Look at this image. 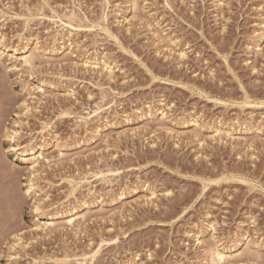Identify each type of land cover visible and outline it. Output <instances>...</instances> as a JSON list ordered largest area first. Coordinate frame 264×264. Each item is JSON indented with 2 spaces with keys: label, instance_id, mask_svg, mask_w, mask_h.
I'll return each mask as SVG.
<instances>
[{
  "label": "rangeland",
  "instance_id": "1",
  "mask_svg": "<svg viewBox=\"0 0 264 264\" xmlns=\"http://www.w3.org/2000/svg\"><path fill=\"white\" fill-rule=\"evenodd\" d=\"M220 1L0 0V264H264V0Z\"/></svg>",
  "mask_w": 264,
  "mask_h": 264
},
{
  "label": "bare ground",
  "instance_id": "2",
  "mask_svg": "<svg viewBox=\"0 0 264 264\" xmlns=\"http://www.w3.org/2000/svg\"><path fill=\"white\" fill-rule=\"evenodd\" d=\"M132 2V1H131ZM135 2V1H134ZM214 5L215 6H220V4L222 3L220 0H214ZM134 11V10H133ZM39 12V11H38ZM67 14V13H66ZM70 18H73V14H71L69 16ZM104 19V18H103ZM60 20V19H59ZM74 20V19H72ZM72 20H69L66 21V22H63L61 25L63 27V29H69L70 31L72 29H76V27H74L72 25ZM65 21V20H64ZM94 27V26H93ZM106 28V27H105ZM62 29V30H63ZM78 29V28H77ZM68 30V31H69ZM108 31V30H107ZM254 34V33H253ZM157 35V34H156ZM261 37L260 35L256 36V45L255 47H259L258 46V42H260L261 40ZM117 39V38H116ZM3 41V37L0 36V42ZM264 41V40H263ZM5 43V42H4ZM1 44V43H0ZM169 45V44H168ZM35 47V46H34ZM254 47V48H255ZM3 48V47H2ZM249 48V46L247 47ZM252 48L250 47V50ZM173 51V50H172ZM37 50L35 49V52L34 50L32 52H29V51H26L25 48L22 49V52H20V55L18 58L15 57V59H17L20 63V65H24L26 66L27 68H33L34 67V61L36 59V54ZM17 52L14 51V54H16ZM60 53H63V50L60 52ZM179 53V52H178ZM184 54L183 53H180V60H183L184 58ZM89 58V57H88ZM43 60V59H42ZM38 62V61H37ZM112 63V62H111ZM82 65L83 66H87L90 67L88 69H91V68H96L97 66H99L102 70L106 71L108 77H109V80H112L113 79V67H111V64L109 63L108 59L107 58H90V59H87L84 60L82 62ZM22 68V67H21ZM26 68V69H27ZM86 68V67H85ZM252 68V67H251ZM13 69L14 70H19V65H15L13 66ZM93 69V70H94ZM37 88L43 92V90L37 86ZM70 93V92H69ZM40 101V99H38ZM163 105V104H162ZM163 106H168L167 104H164ZM23 110L24 112L27 114V113H30V111L33 109L32 107H29L27 104L23 103ZM98 109H100V107H98ZM148 109H150V106H148ZM65 110V109H64ZM161 114V116L163 117V111L159 112ZM159 114V115H160ZM149 117L151 118L152 115L151 113L149 114ZM243 127V126H242ZM18 130V129H17ZM12 132V131H11ZM131 135L130 136H136L137 135V132L136 131H131L130 132ZM214 134L215 135H219L220 134V131L218 130H214ZM8 135V134H7ZM17 135H18V132L17 131H13L12 134L10 135L9 134V138L11 141H13L14 143L16 142V139H17ZM228 136L230 135L229 133L227 134ZM221 136V134H220ZM220 139V138H219ZM18 145L19 144H15V146L13 147L14 150H16V148H18ZM20 146V145H19ZM43 147H39L38 146V150L35 152L34 149H27L26 151H23V152H20L21 156H24V160H25V156H32L33 155V158L34 155L36 153H39L38 156L33 159L31 162H30V169L31 170V176L32 177H35V174H37L39 171H38V167H39V163H38V158H40L41 160H44V162L46 163H49V160L48 158H45L42 154H43ZM62 155V154H60ZM60 161V160H58ZM41 170V169H40ZM118 172V171H117ZM39 174V173H38ZM6 177V175H5ZM39 177V175H38ZM30 185V184H29ZM28 187V186H27ZM29 189H32V186H29V188L26 190V193H29ZM37 190V189H36ZM168 194V193H167ZM154 193H151V196H153ZM47 197L44 196V198H42L41 200H38L36 202V206H35V209L36 211L39 210L40 206H41V202H43ZM148 200V199H147ZM34 202V203H35ZM34 208V207H33ZM45 208V207H44ZM87 208V207H86ZM86 211V210H85ZM38 212V211H37ZM68 212V211H67ZM86 212H83V211H75V212H72V213H64V214H57L55 216H46V218L44 219L45 221L43 222V224H41L42 226H36L34 229L36 230H40V231H51V229L55 228L58 223V221H61L59 222L60 224L62 223L63 225L65 226H68V227H71V228H75L76 225L78 226L79 223H81V221L84 222V219L86 218L85 216L87 214H85ZM78 228V227H77ZM77 228H76V231H77ZM189 232L186 233V236L185 237H190V235L188 234ZM18 237V236H17ZM22 240V239H21ZM29 241V240H28ZM20 238L18 237V239H16V242L14 244L13 247H15L16 245H20ZM116 242V239L115 240H112V241H105V240H101L100 242H98L99 244H97V246L95 247V249L93 248V250H90L86 253H82L81 255H79L78 258H74L73 261L75 262V264H92L94 262V259L97 257V254L100 252L101 247L104 245V244H114ZM196 243L199 245L201 244V240H200V236L196 238ZM208 243V242H207ZM196 244V245H197ZM207 245V244H206ZM211 245V244H210ZM105 246V245H104ZM208 247V246H206ZM16 248V247H15ZM12 251V250H11ZM63 252V251H62ZM204 252H205V257H206V262L207 264H229L231 261L234 262V260L237 258V259H241V257L243 258L244 256H248V255H251L253 254V250H250L249 249V246L247 247L246 245V248L242 251H238L236 249H230L229 251H224V250H221L219 248H217L216 246H209L208 248L204 249ZM14 253V252H13ZM257 253V252H256ZM16 254V253H15ZM68 256V255H67ZM12 257V256H11ZM249 257V256H248ZM245 258V257H244ZM66 259V258H65ZM205 259V258H204ZM234 259V260H233ZM256 259V258H255ZM244 260V259H243ZM250 260V259H249ZM232 263V262H231Z\"/></svg>",
  "mask_w": 264,
  "mask_h": 264
}]
</instances>
